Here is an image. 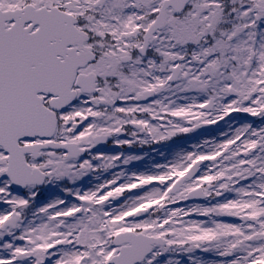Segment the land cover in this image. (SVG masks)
Instances as JSON below:
<instances>
[{"label":"snow or ice","instance_id":"1","mask_svg":"<svg viewBox=\"0 0 264 264\" xmlns=\"http://www.w3.org/2000/svg\"><path fill=\"white\" fill-rule=\"evenodd\" d=\"M0 264H264V0H0Z\"/></svg>","mask_w":264,"mask_h":264}]
</instances>
